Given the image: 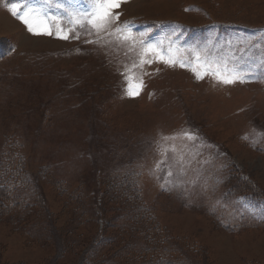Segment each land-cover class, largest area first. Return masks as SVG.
<instances>
[{"label": "rangeland", "instance_id": "rangeland-1", "mask_svg": "<svg viewBox=\"0 0 264 264\" xmlns=\"http://www.w3.org/2000/svg\"><path fill=\"white\" fill-rule=\"evenodd\" d=\"M10 2L0 0V192L15 198L0 200V264H264V66L225 85L153 59L128 96L122 73L141 49L115 32L129 21L137 41L147 31L193 66V49L259 64L264 0H126L111 35L68 40L30 33ZM48 12L46 23L62 20Z\"/></svg>", "mask_w": 264, "mask_h": 264}, {"label": "snow or ice", "instance_id": "snow-or-ice-1", "mask_svg": "<svg viewBox=\"0 0 264 264\" xmlns=\"http://www.w3.org/2000/svg\"><path fill=\"white\" fill-rule=\"evenodd\" d=\"M121 2H126V0H88L86 8L76 7L72 0H42L40 5H27L26 0H11L9 11L11 14L18 18L26 27L30 33L33 34H55L58 38L68 40L70 38L78 39L79 33H89L95 32L97 34L103 32L106 35H111L108 32L109 28H112L114 22L118 20L119 13L113 14L112 9L118 8ZM55 6L61 9L63 17L62 20L57 19L56 16H52V24L46 23L45 19L49 18L48 8ZM63 21L67 22V31L65 30V25ZM131 22L125 21L119 27L115 28V32L120 36L121 40L130 43L133 47L129 50L132 51L135 48H140L139 62L133 63L131 67L125 65L124 76L127 82V87L125 89V94L128 96H137L143 89V65L152 64L153 59H158L159 61L169 65V66H179L181 68H189L196 76L197 79H203L207 75L215 77V79L225 85L234 84L237 81L243 83L248 76H251L255 72V67L264 66V59H261L259 64L252 57L243 59L240 57H212L209 55H204L201 57L196 50L193 51V58L196 62V66H193L192 62H186L178 58L173 54V48L171 45L167 49H161L158 46L162 41H156L155 44L148 42L147 31L142 33L141 36L145 39H140L139 41L133 36L130 31ZM55 29V33L53 32ZM250 39V38H249ZM93 42V41H86ZM98 43L99 41H95ZM251 47H258L257 44L252 43ZM161 52L164 54L162 55ZM264 52V50H262ZM146 56H151L152 58H145ZM241 60L243 62L241 63ZM255 65V67H254ZM139 69L141 72L140 77H136L135 71ZM243 69H248L245 74L239 75ZM138 80V83L136 82ZM180 136L186 137L188 140H196L194 134L187 130H182L179 133ZM163 141L175 140V136H162ZM247 139V137H245ZM171 151L173 154L176 153L175 146L171 149H163L164 152ZM174 165L177 167V175L183 172L184 158L182 154L174 155L172 157ZM166 163V160H161L157 162L156 167L159 169L161 164ZM173 173L169 172L168 175L171 176ZM165 185H162L164 187Z\"/></svg>", "mask_w": 264, "mask_h": 264}, {"label": "trees", "instance_id": "trees-1", "mask_svg": "<svg viewBox=\"0 0 264 264\" xmlns=\"http://www.w3.org/2000/svg\"><path fill=\"white\" fill-rule=\"evenodd\" d=\"M25 174V173H24ZM7 198V199H10V200H12L13 198H15V196H12V195H2V193L0 192V200L2 201V198ZM3 202V201H2ZM15 206H17V204H15ZM61 249L60 248H58L57 249V252L59 253V251H60Z\"/></svg>", "mask_w": 264, "mask_h": 264}]
</instances>
